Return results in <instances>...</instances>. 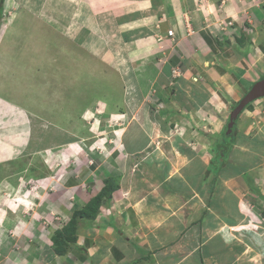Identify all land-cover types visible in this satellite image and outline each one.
<instances>
[{
  "label": "rangeland",
  "instance_id": "rangeland-1",
  "mask_svg": "<svg viewBox=\"0 0 264 264\" xmlns=\"http://www.w3.org/2000/svg\"><path fill=\"white\" fill-rule=\"evenodd\" d=\"M19 1L0 0V25H12L16 19L14 13L23 11L25 5H32L25 0ZM93 4L94 6L91 2V5H88L86 0L77 3L79 12L89 13L93 8L99 11L103 7L104 20L108 16L110 21V28L106 32H99L96 39H90L95 40L93 45L99 46L98 52L93 55L86 53L87 51L75 42V35L69 32L70 24L64 23L66 19L61 21L58 13L57 16L53 14L54 17H51L46 11L51 6L44 5L46 9L44 8L45 11L39 18L24 19V23L20 24L23 30L21 33L19 30L13 33L12 26H9L5 33L1 31L0 53L11 51L17 61L30 62L27 66L24 64L27 70L22 72L20 67L14 75L11 74L12 80H8L10 76H5L3 80L6 82L0 83L4 87H0V97L4 100L9 98L5 97V91L9 93V82L13 81L15 87L19 88L11 100L18 106H14L18 108V114L8 120L7 125L13 126L15 123V129L12 131L17 133V128H22V125L30 120L31 136L26 145L27 134H19L14 140L13 153H9L7 158L0 162V235L8 232L21 236L29 231L31 236L26 243L32 242L34 251L41 248L52 251L55 247L54 237L67 227L74 211L82 207L81 203L85 204L87 198L102 189L107 181L116 189L129 193H137L139 185L142 193L149 191L148 195L152 196L161 193L160 190L163 191L161 185L165 187L172 184L171 179L176 176L183 179L184 183L193 182L197 188L198 183L206 182V188L213 190L211 187L215 186L219 193L232 189V184L246 187V190L243 191L242 188L241 192L244 207H251L255 216L264 218V172L259 170L264 167V153L257 157L263 149L264 114L258 116L246 109L236 123V135H227L225 130L219 138L218 134L222 129L218 131L219 128L207 127L205 131L199 130L198 124L202 123L199 114L193 110L182 114L171 109L172 96L168 95L169 90L164 87L166 83L159 84L158 81L153 84L143 77L136 81V77L141 74L134 73L137 70L135 66L130 67L125 62L116 63L118 58H122L123 43L133 37L130 33L135 30L129 26L131 22L136 21L137 12L141 10L140 18L148 19V16H152L157 10L151 13L144 7L149 4L148 9L151 10L150 6L160 5L161 0H93ZM74 7V4L66 1L63 5L58 4L54 12L62 10L61 14L71 13L75 10ZM97 16L90 14L93 22L100 19ZM164 16L165 14H159L158 18ZM130 18L131 20H127ZM82 19L87 20L83 16L75 18V25L83 22ZM125 20L127 22H124ZM160 24V21H157L154 27L159 28ZM96 30L95 28L94 31ZM151 35L149 34V37ZM65 45L66 48H63ZM68 67L70 72L67 71L72 75L67 74ZM157 71L156 69L155 72ZM174 73L176 75V71H172L170 75L172 80L178 76L173 75ZM258 75L259 78L262 77ZM169 86L175 90L174 83ZM169 86L166 84V87ZM20 88L23 90L20 91ZM142 89L144 91H141ZM174 100L179 99L173 97ZM99 102L100 106L97 105ZM175 103L179 105L180 102ZM256 105H259L258 102ZM180 106L183 108L181 103ZM101 109L108 115L102 113ZM165 109H171L172 113L161 114L160 111ZM82 116L85 117L83 123L80 119ZM1 133H5V130ZM178 137L186 139L188 143L182 139L181 147H189L186 152L201 163L199 166L208 164L202 172V167H198V162L195 163L197 166L189 180L184 172L182 173L183 166L188 163L179 159L180 149L175 144ZM217 137L219 140L216 142ZM238 139H242L239 142L245 143V150L234 146ZM217 143L224 144L226 148L218 153L216 164L209 168L210 160L216 154ZM172 144H175V147H172ZM231 147L229 155L225 157ZM246 156L252 160L244 161ZM97 159L100 168L93 172L89 167L90 160ZM176 168L178 170L175 172ZM150 170L155 173L153 176L163 177L160 179L161 183H150ZM168 171H171V177L167 180ZM218 173L219 177L216 178ZM69 178L78 179V185L73 189H68L65 184ZM62 191L65 192V197H62ZM251 193L260 196L261 200ZM77 194L83 199L78 198ZM211 196H215L214 191ZM139 199L140 196H137L132 201ZM230 199L229 194H223V203L216 206V212L227 213L228 210L223 207ZM188 207V204L184 203V206L179 208L184 215L182 219L175 216L180 222L184 218L187 225L196 216L199 217L201 211L196 207L193 214L188 211ZM17 216L19 223L24 221L22 225H25L19 232L14 222ZM201 232L206 234L204 228ZM33 238L36 242L32 241ZM26 243L18 242L13 249L19 251ZM3 244L7 249L6 253H11L12 245L9 242ZM1 258V264H10L4 253Z\"/></svg>",
  "mask_w": 264,
  "mask_h": 264
},
{
  "label": "crops",
  "instance_id": "crops-1",
  "mask_svg": "<svg viewBox=\"0 0 264 264\" xmlns=\"http://www.w3.org/2000/svg\"><path fill=\"white\" fill-rule=\"evenodd\" d=\"M16 1L20 2L12 0V2ZM66 1L74 4V11L65 14H61L62 10L54 12L58 4L63 5ZM82 1L84 0H25L32 5L30 7L25 5L23 11L14 13L16 19L15 23L12 22L14 25H11L13 33H17L18 30L20 33L23 31L20 24L24 23V19L39 18L45 11L44 8L51 6L49 10H46L52 15L51 17H54L53 14L57 16L58 13L61 21L66 19L64 23L70 24L69 32L75 35L77 39L75 42L82 47L81 49H85L86 53L93 55L99 46L93 45L95 40L90 39H96L99 32H106L110 28V21L108 16L104 20L103 7L102 9L97 7L99 11L94 8L89 13L86 11L85 15L79 12L77 3ZM86 1L88 5L92 2L94 6L93 0ZM148 6L149 4L144 9L151 13L157 11L152 16H148V19L140 18L141 10L137 12V19L130 23L129 28L138 33L135 31L130 33L133 35L131 39L134 40L130 39L123 43L122 58L115 59L116 63L125 62L130 67L135 66L137 70L134 73L141 74L136 77V81L143 77L153 84L158 81L159 84L166 83L168 86L174 83L175 90L164 85L169 90L168 95L172 96L171 109L182 114L193 111L199 114L198 117L202 121L200 124L197 123L199 130L205 131V128L213 127L219 128L217 130L220 131L224 128L233 106L242 99L245 92L256 81L261 79L258 74L264 77V0H161L160 5L150 6L151 10ZM90 14L98 15L100 19L93 22ZM159 14L161 16L165 14V16L158 18ZM81 16L89 21L82 19L83 22L75 25V18ZM157 21L161 23L159 28L154 27ZM228 21H233L234 26L227 27L226 33L229 36L221 30L222 25L227 24ZM6 27L7 25L2 29L3 32L6 31ZM95 28L96 31H94ZM169 29H174V36L167 34ZM36 30L38 31V28ZM149 34L152 35L149 37ZM1 35L0 33V37ZM63 48H66V45ZM64 51L67 52L65 49ZM98 54L96 56H101ZM81 57L84 59V56L81 55ZM28 63L30 62L17 61L11 51L10 53L2 51L0 53V83L6 82L3 80L5 76H10L8 80H12L11 74L20 67L22 72L27 70L24 64L27 66ZM156 69L157 72H155ZM67 70L70 72V67L66 69V72L72 75ZM172 71L178 74L175 80L170 77ZM0 87L4 88L1 84ZM16 89L19 90L11 81L9 93L5 91V97L10 99L4 100L0 97V162H3L9 153H13L14 140L19 134H27L26 145L31 136L30 120L21 124L22 128H17V133L12 131L15 129V123L13 126L7 125V121L18 114V108H14L16 105L11 101L16 94ZM166 89L164 91L167 94ZM22 90L23 88H20V91ZM173 97L179 100L173 101ZM175 101H179L183 108ZM257 102L259 105H256ZM102 103L104 106L105 103ZM100 104L101 102L97 105L100 106ZM171 109H165L160 113H172ZM248 110L258 116L264 114V97L251 103ZM80 119L83 123L84 119L82 117ZM262 122L264 124V120ZM4 130L5 133H1ZM19 131L21 132L18 133ZM168 138L170 139L169 136ZM241 140L238 139L234 146L245 150V143L239 142ZM172 147H175V144H172ZM262 148L257 157L264 153V140ZM179 152L181 153L179 159L188 163L183 166L182 173L184 172L189 180L197 166L194 164L198 162L200 167L201 163L194 157H190L186 149ZM251 160L247 156L244 159V161ZM90 161L89 167L93 172H97L100 168L99 160ZM158 165L162 166L159 163ZM206 166L208 164L205 166L202 164V172L207 168ZM260 169L263 173L264 167ZM177 170L178 168L175 172ZM153 174L155 173L150 170V183L158 184L163 177L153 176ZM166 175L168 180L171 177V171H168ZM177 177L171 179L172 184L165 187L161 185L160 188L163 191L160 190L161 193L152 196L148 195L149 191L142 193L139 185L137 189L134 188L137 193L115 188L109 198L101 204L96 216L91 219L79 218L76 237L72 242H68L63 253L58 254L55 249L50 251L43 248L40 249L41 251L39 249L34 251L32 242L26 243L30 240L29 231L21 236L8 232L0 235V251L9 259L10 264H264V218L259 219L255 216L254 209L251 207L248 209L244 207L241 192L246 190V187H237V184H232V189L219 193L218 188L213 190L206 188V182L198 183L197 188L193 182L184 183L183 179ZM181 177L183 178L182 175ZM77 180L69 178L65 183L67 188L76 187ZM249 189L250 187L247 191ZM100 190L89 199L87 198L85 204L83 202L79 204L82 207L78 208H84ZM213 191L215 196L211 198ZM76 192L82 195L79 191ZM64 194L65 192L62 191V197H65ZM79 194L77 197L82 200ZM223 194H229L231 199L227 205L225 202L223 207L228 212L220 214L216 212V206L222 202ZM251 195L258 196L255 193ZM137 196H140V199L132 201ZM257 199L261 200V197L258 196ZM184 203L188 204L190 213L195 214L196 207L201 209L199 217L196 216L189 225L184 218L182 222L175 218L178 216L182 219L184 216L182 210H179ZM14 222L18 232L25 228V225H22L24 221L20 224L18 216ZM203 228L206 234L201 232ZM23 232L25 233V229ZM32 241L36 242L34 238ZM4 242L12 245L11 253H6ZM18 242H24L26 245L21 250L15 251L13 248L18 245ZM2 254H0L1 260Z\"/></svg>",
  "mask_w": 264,
  "mask_h": 264
},
{
  "label": "trees",
  "instance_id": "trees-1",
  "mask_svg": "<svg viewBox=\"0 0 264 264\" xmlns=\"http://www.w3.org/2000/svg\"><path fill=\"white\" fill-rule=\"evenodd\" d=\"M108 115V114H105ZM223 144H217L216 147V154L211 159L209 168H211V165L216 164V159L219 155V149L223 147ZM220 170V169H219ZM219 177V173L217 174L216 178ZM211 188L215 189V186H212ZM115 189V186L107 181V184L100 190V192L94 196L89 203H87L84 208H80L74 211L71 220L68 222V225L65 229L62 231H59L56 236L54 237L53 241L55 244L54 249L56 252L63 253L65 251V248L68 242H72L77 233L78 228V220L79 218L83 219H91V217L96 216V212L100 209L101 204L109 198V196L112 194L113 190ZM212 198V197H211Z\"/></svg>",
  "mask_w": 264,
  "mask_h": 264
},
{
  "label": "water",
  "instance_id": "water-1",
  "mask_svg": "<svg viewBox=\"0 0 264 264\" xmlns=\"http://www.w3.org/2000/svg\"><path fill=\"white\" fill-rule=\"evenodd\" d=\"M264 97V78L256 81L253 86L249 89V91L244 95V97L240 100V102L234 107L233 111L230 114V119L228 123V134L231 133L233 127L238 119V116L245 109V107L257 100Z\"/></svg>",
  "mask_w": 264,
  "mask_h": 264
},
{
  "label": "clouds",
  "instance_id": "clouds-1",
  "mask_svg": "<svg viewBox=\"0 0 264 264\" xmlns=\"http://www.w3.org/2000/svg\"><path fill=\"white\" fill-rule=\"evenodd\" d=\"M230 22H231V23H230ZM4 25H7V27H6V29H5L6 31L8 30L9 26H11V25H8V24H1V25H0V33H1V31H2V29H3V27H4ZM228 26H230V27H234V26H233V21H228L227 24L222 25V28H221L222 33H224V34L226 33V31H227V27H228ZM169 30H173V31H174V29H169ZM169 30L167 31V32H168L167 34H168L169 36H174L175 31H174L173 35H170V34H169ZM6 31H4L3 33H5ZM226 34H227V36H229L228 33H226ZM160 39H161V38H160ZM263 78H264V77H261V79H263ZM261 79H260V80H261ZM252 86H253V85H252ZM248 91H249V89H248ZM248 91H247V92H248ZM247 92H246V93H247ZM246 93H245V94H246ZM245 94H244V95H245ZM243 97H244V96H243ZM243 97H242V98H243ZM262 98H263V97H262ZM260 99H261V98H260ZM257 100H258V99H257ZM255 101H256V100H255ZM255 101H253V102H255ZM239 102H240V101H239ZM239 102H237V104H238ZM253 102H251V103H253ZM251 103H249V104L245 107V109L241 112V114H242L244 111H246V109H248V106H249ZM237 104H236V105H237ZM236 105L233 106V108L231 109V112L233 111V109H234V107H235ZM101 110L103 111L102 113H104V110H103V109H101ZM89 112H90V111H89ZM231 112H230V114H231ZM84 114H86V113H84ZM241 114H240V115H241ZM240 115L238 116V119H239ZM82 118L84 119L85 117L82 116ZM91 118H92V117H91ZM229 119H230V115H229V118H228V120H227V122H226L224 128L222 129V132H219V134H218V137H219V138L222 137L223 132H224L225 130H226L227 135H231V134H233V135L235 134V135H236V134H237V130H238V129H237V124H236V123H237L238 119L236 120V123H235V125H234V127H233V130L231 131V133L228 134V132H227V131H228V128H227V127H228ZM218 137H217V139L215 140L216 142L219 140ZM182 139H184V138H182ZM182 139L178 137V139H177V141L175 142V144H177V146L179 147L180 151H182V150L184 151L185 149H189V147H187V146H185L184 148L181 147V145H182V143H183V142H182ZM180 141H181V142H180ZM183 141H185V140H183ZM178 143H180V144H178ZM217 144H218V143H217ZM217 144H216V145H217ZM223 145H224V144H223ZM232 147H233V146H232ZM232 147H231L228 151L226 150L227 153H226L225 157L229 155V153H230ZM224 148H226L225 145H224L223 147H221V148H218V149H219V153H220L221 151H225ZM212 159H213V157H212ZM210 161H211V160H210Z\"/></svg>",
  "mask_w": 264,
  "mask_h": 264
},
{
  "label": "built area",
  "instance_id": "built-area-1",
  "mask_svg": "<svg viewBox=\"0 0 264 264\" xmlns=\"http://www.w3.org/2000/svg\"><path fill=\"white\" fill-rule=\"evenodd\" d=\"M231 23V22H230ZM174 31L173 30H169V34L173 35Z\"/></svg>",
  "mask_w": 264,
  "mask_h": 264
}]
</instances>
